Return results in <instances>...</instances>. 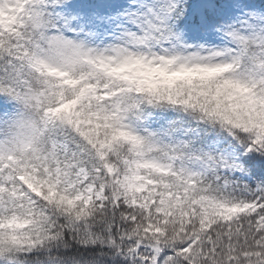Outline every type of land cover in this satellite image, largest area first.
Listing matches in <instances>:
<instances>
[{"label": "snow or ice", "instance_id": "1", "mask_svg": "<svg viewBox=\"0 0 264 264\" xmlns=\"http://www.w3.org/2000/svg\"><path fill=\"white\" fill-rule=\"evenodd\" d=\"M0 264H264V0H0Z\"/></svg>", "mask_w": 264, "mask_h": 264}]
</instances>
